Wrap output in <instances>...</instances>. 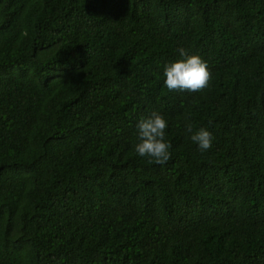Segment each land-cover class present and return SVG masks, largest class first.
Here are the masks:
<instances>
[{"label":"trees","instance_id":"obj_1","mask_svg":"<svg viewBox=\"0 0 264 264\" xmlns=\"http://www.w3.org/2000/svg\"><path fill=\"white\" fill-rule=\"evenodd\" d=\"M181 47L203 92L164 84ZM0 264H264V0H0Z\"/></svg>","mask_w":264,"mask_h":264},{"label":"clouds","instance_id":"obj_2","mask_svg":"<svg viewBox=\"0 0 264 264\" xmlns=\"http://www.w3.org/2000/svg\"><path fill=\"white\" fill-rule=\"evenodd\" d=\"M178 53L179 59L164 66L166 88L170 92H203L213 78L208 61L199 54H190L183 47L178 49ZM168 127V120L156 111L139 120L137 124L139 142L134 145V150L140 157L148 158L149 164L164 165L172 159V145L166 139ZM185 131L191 134V141L198 145L202 154L212 148L215 137L207 128L199 127L194 131V125L187 122Z\"/></svg>","mask_w":264,"mask_h":264}]
</instances>
